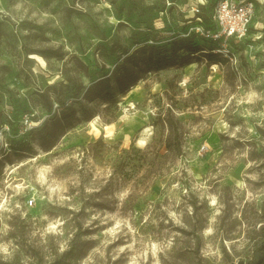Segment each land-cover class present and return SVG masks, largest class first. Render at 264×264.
<instances>
[{"label":"rangeland","instance_id":"374dc122","mask_svg":"<svg viewBox=\"0 0 264 264\" xmlns=\"http://www.w3.org/2000/svg\"><path fill=\"white\" fill-rule=\"evenodd\" d=\"M215 1L0 0V264H264V0Z\"/></svg>","mask_w":264,"mask_h":264},{"label":"built area","instance_id":"2783aa9c","mask_svg":"<svg viewBox=\"0 0 264 264\" xmlns=\"http://www.w3.org/2000/svg\"><path fill=\"white\" fill-rule=\"evenodd\" d=\"M254 10L255 5L251 0H216L209 18L210 28L199 26V30L214 39L238 41L250 34Z\"/></svg>","mask_w":264,"mask_h":264},{"label":"trees","instance_id":"16d2710c","mask_svg":"<svg viewBox=\"0 0 264 264\" xmlns=\"http://www.w3.org/2000/svg\"><path fill=\"white\" fill-rule=\"evenodd\" d=\"M203 15V14H202ZM209 18V17H208ZM208 18H201V21L202 22H206L207 20H208ZM206 19V20H205ZM205 27V29L206 28H210V25H204ZM250 29H251V27H250ZM188 50H191V52H196V51H198L199 50V48H197L195 45L194 46H190L189 48H188ZM203 53H205L206 54V56L208 57L207 59L209 60V61H215L216 60V58H215V53L214 52H203ZM43 56H46L45 54H43ZM58 102L59 103H61L60 105H62V102L61 101H59L58 100ZM25 147H27V146H25L24 144H22V143H17V142H14V143H11V142H9V148L10 149H13L14 150V152H16V153H19L20 151H24V150H26L25 149ZM68 251H70V250H68ZM66 252V253H69V252Z\"/></svg>","mask_w":264,"mask_h":264},{"label":"bare ground","instance_id":"6f19581e","mask_svg":"<svg viewBox=\"0 0 264 264\" xmlns=\"http://www.w3.org/2000/svg\"><path fill=\"white\" fill-rule=\"evenodd\" d=\"M34 56H35V58H36V60L38 61V63H40L41 64V66H43L44 64H45V61H44V59H43V57H41L39 54H37V53H32ZM192 65V64H191ZM190 66V65H189ZM130 92V91H129ZM146 130H148V128H146ZM139 143L140 144H142V143H144V138L143 137H141V138H139Z\"/></svg>","mask_w":264,"mask_h":264}]
</instances>
